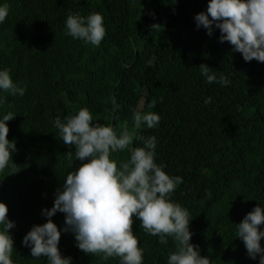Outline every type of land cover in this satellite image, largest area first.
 <instances>
[{"label":"trees","instance_id":"1","mask_svg":"<svg viewBox=\"0 0 264 264\" xmlns=\"http://www.w3.org/2000/svg\"><path fill=\"white\" fill-rule=\"evenodd\" d=\"M10 13L0 24V69L27 86L25 95L4 93L0 115H16L9 139L17 150L11 167L0 173V201L9 206L15 227L14 264H48L33 258L23 243L36 224H44L45 208L54 206L57 189L80 166L75 145L59 138L55 120L89 108L94 120L119 132L158 139L157 162L183 178L172 194L193 220L192 242L211 264H259L249 257L236 225L264 203V62H246L233 46L197 28L195 16L209 0H0ZM69 12L103 15L107 35L99 47L65 34ZM159 24V29L151 26ZM224 74L231 85L208 84L200 65ZM212 97L211 104L205 100ZM120 104L113 113L112 100ZM155 107H151L152 104ZM157 112L158 127L135 130L133 109ZM141 146L134 139L131 147ZM72 151V159L68 152ZM120 161L128 150L113 153ZM62 229L65 214L52 218ZM264 227V226H262ZM133 230L144 249V264H167L175 250L144 231ZM264 245V240L261 241ZM73 264H119L118 258L80 250L72 233L59 245Z\"/></svg>","mask_w":264,"mask_h":264},{"label":"clouds","instance_id":"2","mask_svg":"<svg viewBox=\"0 0 264 264\" xmlns=\"http://www.w3.org/2000/svg\"><path fill=\"white\" fill-rule=\"evenodd\" d=\"M9 13L10 5L0 4V24ZM195 21L197 28H205L209 36L219 29L220 42L230 43L246 62H264V0H209L206 11L198 13ZM65 34L99 47L107 35L104 17L99 12H69ZM212 69L200 65L208 84L231 85L227 75H218ZM26 90V85L14 82L10 70L0 69V105L6 102L4 93L23 96ZM211 103L212 97H208L205 104ZM119 109L120 104L113 98V113ZM15 116L11 111L0 115V173L10 167L9 174L20 170L12 163L16 141L9 139L8 122ZM133 119L135 130L144 126L153 129L159 126L161 116L138 107L133 109ZM55 127L64 144L75 145V159L81 163L57 189L54 206L43 210L47 222L34 225L24 236L23 243L31 249L33 258L46 257L48 264H73L59 247L62 232H70L86 254L102 253L105 260L118 258L119 264H144V249L133 230L135 220H139L146 233L159 237L160 244L167 245L169 237L174 241L175 250L170 252L167 264H211L210 257L202 255L200 247L192 242L190 226L194 217L172 197L183 178L169 174L167 166L157 162L155 135L130 132L127 124L118 134L113 126L94 120L87 107L65 120L57 117ZM134 139L141 146L131 147ZM124 150L130 152V158L118 165L113 153ZM68 155L71 160L72 151ZM58 212L65 214L62 229L52 219ZM8 213V204L0 201V264H14L15 241L9 230L16 225ZM235 225L236 237L243 241L249 257L264 264V203Z\"/></svg>","mask_w":264,"mask_h":264}]
</instances>
